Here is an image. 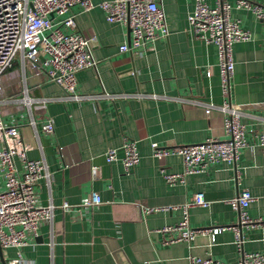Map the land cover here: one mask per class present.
I'll list each match as a JSON object with an SVG mask.
<instances>
[{"label": "crops", "instance_id": "obj_1", "mask_svg": "<svg viewBox=\"0 0 264 264\" xmlns=\"http://www.w3.org/2000/svg\"><path fill=\"white\" fill-rule=\"evenodd\" d=\"M91 1L94 6L89 10L75 4L69 11L77 31L95 36L96 67L77 71V90L119 96L114 101L59 99L63 90L57 83L35 76L27 81L29 95L54 97L43 113L54 125L48 136L41 130L44 118L39 113L16 105L1 108L4 121L19 123L24 140L31 145L28 157L43 158L50 171L49 181L40 179L36 185L37 203L55 207L52 220L40 225L36 238L18 248L0 247V264L18 253L20 264H189L190 256L236 264L240 252L232 229L171 244L163 243L166 234L158 229L180 221L182 205L197 192L204 194L208 204L188 206L192 227L235 224L237 213L228 199L244 188L253 196L247 214L262 222L240 227L243 249L264 251V156L258 144V134L264 131V19L237 7L236 0H223L230 4L231 17L249 32L248 39L233 43L231 91L232 101L241 105L247 146L234 163L214 162L202 171L184 173L182 181L171 185L161 169L182 173V158L176 154L155 157L153 143L172 148L226 137L221 109L205 112L207 103L223 102L217 45L189 29L188 16L196 0H162L167 35H159L135 53L119 51V45L128 40L127 26L106 19L99 6L105 0ZM202 1L214 6L217 0ZM250 1L264 5V0ZM10 69L6 74L12 81L3 80L2 90L5 96L19 95L20 65L15 61ZM10 109H17L16 114ZM31 116L35 128L28 123ZM124 137L137 140L139 153V162L128 172L120 160ZM110 147L117 149L118 159L108 162L105 151ZM16 164L21 166L19 161ZM92 166L98 167L95 177ZM3 183L0 178L1 187ZM92 191L102 202L80 207ZM64 201L72 205L69 210L61 207ZM130 202L153 210L130 208Z\"/></svg>", "mask_w": 264, "mask_h": 264}, {"label": "built area", "instance_id": "obj_2", "mask_svg": "<svg viewBox=\"0 0 264 264\" xmlns=\"http://www.w3.org/2000/svg\"><path fill=\"white\" fill-rule=\"evenodd\" d=\"M79 4L83 10L91 9V0H0V247H21L30 238H36L41 224L52 220L54 204L40 205L36 201V185L40 179L47 182L50 171L43 158L31 159V149L23 138L16 120L4 121L1 108L23 106L29 112L35 111L44 118L41 130L51 135L54 125L49 117L43 115L46 103L54 97L30 96L27 88V71L54 81L63 90L59 99L76 101L108 98L112 101L119 96L105 91L82 93L77 90V71L95 68L96 60L92 54L95 36L84 35L76 30L75 16L70 8ZM237 7L252 10L264 19V5L250 0H236ZM111 22H120L129 30L128 40L119 45V51L129 50L135 53L146 48L147 43L159 35H167L162 0H105L99 3ZM190 31L199 38L212 41L217 45L219 54L220 86L223 102L220 105L207 103L205 112L218 107L224 114L225 138L210 137L199 143L181 144L175 147H161L152 144L153 155L158 158L176 154L182 158L183 172L170 173L161 169L168 184L183 180L184 173L199 172L217 161L234 163L240 149L247 146L245 125L241 120V105L231 99L232 76L234 71L233 43L249 38V32L243 29L238 20L230 15V4L217 0L214 6L202 0H196L193 12L188 16ZM20 65L23 87L19 95L5 96L2 76L14 62ZM38 115V116H39ZM28 123L35 128L36 121L31 116ZM258 144L264 156V131L258 134ZM123 168L130 171L139 162L137 140L124 137L119 147ZM105 159L110 162L118 159L117 149L108 148ZM20 162V167L16 164ZM97 166L91 167L93 177ZM237 179L239 175H236ZM253 196L246 188L228 199V203L237 213V222L231 225L210 227H192L188 219V206H205L208 201L202 192H197L182 205L183 216L180 221L158 229L166 234L164 244L191 242L197 234L209 233L213 236L222 229L234 231V243L240 252L236 264H264V251H245L240 227L254 226L262 222L261 218H252L246 208ZM102 202L100 195L92 191L79 203L80 207L90 208ZM114 205V204H113ZM72 205L64 201L61 207L69 210ZM130 208L150 212L152 207L139 202H130ZM21 255L12 258L6 264H20ZM153 264H161L156 261ZM189 264H226L212 257L190 256Z\"/></svg>", "mask_w": 264, "mask_h": 264}, {"label": "rangeland", "instance_id": "obj_3", "mask_svg": "<svg viewBox=\"0 0 264 264\" xmlns=\"http://www.w3.org/2000/svg\"><path fill=\"white\" fill-rule=\"evenodd\" d=\"M9 70L11 71V69H8V70L5 72V74L2 76V78H3L4 81L6 80V78H7V79L10 78L11 81H12V77H11V75H10V74H6ZM13 73L16 74V70H13ZM32 78H34V76H33L32 73L28 70V71H27V81H28V82H31V81L33 80ZM3 80H2V81H3ZM1 94H2V95H5V93H4L3 90L1 91ZM9 111H10V113L16 114L17 109H14L13 111H12V109H10ZM11 111H12V112H11Z\"/></svg>", "mask_w": 264, "mask_h": 264}]
</instances>
